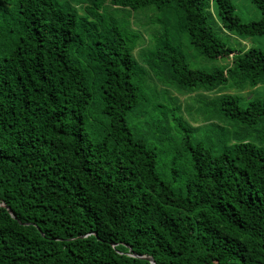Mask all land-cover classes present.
<instances>
[{
  "label": "trees",
  "instance_id": "16d2710c",
  "mask_svg": "<svg viewBox=\"0 0 264 264\" xmlns=\"http://www.w3.org/2000/svg\"><path fill=\"white\" fill-rule=\"evenodd\" d=\"M212 1L216 19L207 0H0V264H264V96L204 101L207 121L263 125L258 144H205L151 83L193 93L263 79L264 53L215 27L264 36V0L247 22ZM147 9L159 31L146 40L119 12ZM183 39L230 65L191 68ZM145 41L146 66L134 55ZM135 110L147 137L128 125Z\"/></svg>",
  "mask_w": 264,
  "mask_h": 264
},
{
  "label": "rangeland",
  "instance_id": "374dc122",
  "mask_svg": "<svg viewBox=\"0 0 264 264\" xmlns=\"http://www.w3.org/2000/svg\"><path fill=\"white\" fill-rule=\"evenodd\" d=\"M207 2L209 3V8L213 14L214 19H216L217 17L214 11V1L207 0ZM232 2L234 5L235 14L238 15L242 21L247 22L250 20H256L260 17L259 10L250 0H232ZM125 13V11H121L119 12V16H127L129 26L134 30H138L139 32H141L146 40L149 39L150 35L153 34V32L159 31V23L151 22L155 18L158 19L157 17H159V15L157 16L156 14H154L152 10H128L127 13ZM215 30L218 32V34H220L221 38H223L227 42V44L236 51L247 49L249 47H255L264 53L263 35H239L226 30L219 31L217 26L215 27ZM181 43L182 49L186 54L188 64L191 68H203L211 70L215 67H227L231 63V57L209 59L202 56L197 51V49L189 44L187 40L183 39ZM151 46L152 45L149 42L145 41V43L134 50V55L136 56V58L145 66L146 63L142 61L143 51H145V49H150ZM151 83H154L156 85L155 90L157 98L159 100L167 103L165 99L161 98L163 94H165V92L167 95H169V97L173 96L172 101L178 100V105L181 106L180 112L182 114V118L185 123L188 124L186 125L185 123H183V125H185L184 128L188 129L183 130H186L189 133L188 135L193 139L203 140L205 144L210 143L207 140H212L215 143V135L217 133H222L224 134V138L230 142L237 141L239 139H245L255 144L259 143V139L256 136L257 134H262V124H256L252 127L244 128L243 125H240L235 121H232L225 117H218L207 121L203 118L202 113L204 109V101H209L220 94H231L237 96L239 106L241 108H244L249 100L261 99L264 96V77L256 86H250L248 84L244 86H237L230 84L229 82L225 85L215 87L210 91L200 89L193 93H184L181 90H176L172 86L165 85L157 80H153V82ZM150 90H152V88ZM147 97L150 100H154L150 98V96ZM146 105H149V103L146 102ZM146 115L147 113L141 116L138 110H135L128 114L129 127L132 130L136 128L139 129L141 131L140 135H145L144 137H147V124L144 122ZM174 124L173 122L170 123V125L174 129H176V127H174ZM212 136L214 137L212 138ZM154 145H156V143ZM162 166L167 169H170L171 167V165L165 160L161 153L159 154L158 152V164L156 166V171L157 173H159V175L164 177L162 175ZM165 179L167 181L170 180L168 176H166Z\"/></svg>",
  "mask_w": 264,
  "mask_h": 264
},
{
  "label": "water",
  "instance_id": "95a60500",
  "mask_svg": "<svg viewBox=\"0 0 264 264\" xmlns=\"http://www.w3.org/2000/svg\"><path fill=\"white\" fill-rule=\"evenodd\" d=\"M141 258H144V259H146V260H148V261H150L151 262V264H155V262H154V260H153V258L152 257H150V256H140Z\"/></svg>",
  "mask_w": 264,
  "mask_h": 264
}]
</instances>
